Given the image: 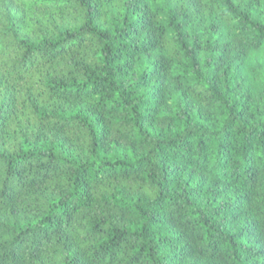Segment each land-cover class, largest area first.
<instances>
[{
	"label": "clouds",
	"instance_id": "9594fccd",
	"mask_svg": "<svg viewBox=\"0 0 264 264\" xmlns=\"http://www.w3.org/2000/svg\"><path fill=\"white\" fill-rule=\"evenodd\" d=\"M0 264H264V0H0Z\"/></svg>",
	"mask_w": 264,
	"mask_h": 264
}]
</instances>
